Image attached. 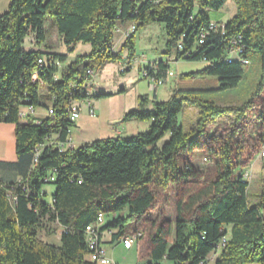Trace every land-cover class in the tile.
Wrapping results in <instances>:
<instances>
[{
    "label": "trees",
    "instance_id": "trees-1",
    "mask_svg": "<svg viewBox=\"0 0 264 264\" xmlns=\"http://www.w3.org/2000/svg\"><path fill=\"white\" fill-rule=\"evenodd\" d=\"M225 1L9 0L0 15V122L14 125L16 161L0 162V264H95L87 258L85 228L99 214L104 218L100 236L115 230L111 241L140 232L134 246L136 264H206L215 252V264H264V186L251 203L249 182L242 177L264 147L261 109L255 135L248 126V114L256 110L253 100L219 106L197 97L201 91L179 90L147 109L148 98L139 96L138 107L121 121L150 122L146 131L78 148L56 146L67 142L74 125L67 117L70 101L111 95L89 93L93 86L86 85L85 71L123 61L121 51L113 50L120 23L133 26L122 44L128 59L133 58L139 27L161 23L169 56L208 63L181 77L215 76L214 90L232 89L249 64L242 60L249 62L251 52L259 57V87H264V0H233L231 19L210 20L208 11H218ZM47 18L68 52L78 43L88 44L89 52L62 66L66 54L24 50L29 35L37 45L44 42ZM211 22L218 27L210 30ZM239 36L243 52L228 62L227 46ZM40 57L45 60L42 66ZM154 64L156 73L146 68L150 76L165 77L167 64ZM185 105L197 111L188 129L178 121ZM27 106L44 108L46 114L21 118L19 110ZM49 108L52 115L47 114ZM227 114L233 115L231 124L209 134V124ZM166 134L168 139L161 143ZM197 152L205 156L210 170L193 166ZM46 184L54 186L49 201ZM168 201L173 218L163 209ZM106 218L110 220L104 222ZM52 223L61 227L59 244L39 236ZM223 238L224 246L217 250Z\"/></svg>",
    "mask_w": 264,
    "mask_h": 264
},
{
    "label": "rangeland",
    "instance_id": "rangeland-1",
    "mask_svg": "<svg viewBox=\"0 0 264 264\" xmlns=\"http://www.w3.org/2000/svg\"><path fill=\"white\" fill-rule=\"evenodd\" d=\"M234 6L235 5L233 0H226L224 6L222 7V12L231 13L234 10ZM213 14H217L216 11H211V13L209 12L208 16L211 17ZM127 24L129 23H123V24L120 23L118 24L117 28L120 27L125 28ZM44 30L46 33L45 34L46 37L43 43L37 45L32 35H29L27 38L24 39V42L22 44L23 49L32 50L35 48V49L43 50L44 47H46L47 49H54L56 51H60L61 48L63 49L65 48L63 43L59 39V34L52 27L50 18L46 19V22L44 24ZM118 37H119V33L115 31L113 44L115 45L116 49H118V42H117ZM136 39H137V44H136L137 52L135 51V45H134L133 56L135 54L136 55L149 54L150 57H152L160 53L163 56V59L169 56L166 53L167 38L163 24L150 23L148 25L139 27V29L134 34V43ZM87 50H90L88 44L78 43L76 47L75 55H82L86 53ZM119 51H121V57L123 63L126 64V62H128V50L122 48L120 50H117L116 52ZM247 58L249 60V64L246 66L245 72L236 87L224 91H217L214 90L213 87L211 86L212 84L209 83L208 88L213 90L200 92L196 96L204 100L212 101L219 106H239L244 104L245 102H249L250 100H253L256 104V110L248 114V121H249L248 126L250 132L253 135H255L257 131L256 123L257 124L259 123V121L256 119L257 111L261 109L262 112L264 113V87H259V83H260L259 57L256 54L249 52L247 54ZM193 62H199V61H193ZM116 63L117 62L108 63V64L106 63L101 67V69L103 68L102 72L95 73L94 77L97 79L96 83H99L98 87L99 85L100 86L105 85L106 89H113V88L117 89L120 86L124 91H128L129 89H131L130 87L132 86L136 87L135 85L140 83L142 79V75L140 71L144 68H147L149 65L147 63L145 64L135 63L131 65V68H129L128 71L126 72L124 71L123 73H120ZM173 67L175 68L174 65ZM202 76H209V75H202ZM192 77L184 76L183 78L192 80L191 79ZM194 77L198 78L200 77V75H195ZM198 80L199 79H195L194 82H197ZM125 85H127V87H125ZM94 87L95 86H93V89L95 90ZM171 87L172 85L170 83H162L159 87L160 92H159V96L157 97L158 98L157 100L153 96V92L148 88L146 84H143L141 86L142 89L141 91L144 93L147 89L145 93L148 95L146 97L148 98L149 105H151L152 102L167 101L174 92V88ZM41 89H42L41 90L42 99L43 101L46 102V94H45L46 91L44 87H42ZM143 95L144 94H141V96ZM86 102H87L86 100L80 102L82 104V107L85 106ZM91 117L94 118V116ZM196 118H197L196 109L187 105L183 107L180 114L178 115L179 123L183 126L184 129H188L192 127L196 122ZM77 120L88 121L89 119L86 115H83L82 113ZM232 121H233V115H229V114L217 118L209 124L207 128V132L211 134L218 129H223L224 127L230 125ZM167 139H168V134H166L163 137L161 143L166 141ZM204 157L205 156L201 153L198 152L195 153V155L192 157L193 166L202 171L210 170L211 165L210 163H207L206 160H204ZM246 169H248L250 173V177L248 180L249 201L251 203H254L258 200V196L260 195L262 191V187L264 186V157H261L260 153L257 154V156L254 158V160L249 164V166ZM44 190L47 193L45 199L49 201L51 199L50 193L54 190V186L52 184H46L44 186ZM168 204L169 201L166 204L164 203L163 209L165 210V212H167L170 218H173V213L170 209V205ZM125 214L126 212H123L121 214L115 215L114 217L116 218L120 215H125ZM109 220L110 218H106L104 222H107ZM60 232H61V227L55 223H52L49 224L45 230L40 232L39 236L43 241L52 244H59ZM113 233H115V230H112L111 233L110 232L108 233V239ZM107 253L108 256L112 259L114 264L137 263L135 247L128 251H125L121 247V245L118 244L117 242V244L115 243L113 246L107 247ZM159 264H171V263L167 260H162L159 262ZM206 264H214V263L213 261H207Z\"/></svg>",
    "mask_w": 264,
    "mask_h": 264
},
{
    "label": "crops",
    "instance_id": "crops-1",
    "mask_svg": "<svg viewBox=\"0 0 264 264\" xmlns=\"http://www.w3.org/2000/svg\"><path fill=\"white\" fill-rule=\"evenodd\" d=\"M226 2V1H225ZM9 5V0H0V15L3 14ZM235 5V4H234ZM224 6V5H223ZM211 11H208V13ZM217 14H213L210 20L215 22L225 23L235 14V6L234 10L231 13L222 12V8L216 11ZM131 24H127L125 28H117L115 31L119 33L118 37V49L115 48L113 44V50L117 51L121 49V46L125 40V38L130 33ZM60 41L61 37L59 36ZM63 43V42H62ZM137 39L135 40V51H136ZM64 45V44H63ZM78 45V44H77ZM73 47L72 52H68L67 47L64 45V49L61 48L60 51H56L54 49H47L44 47L41 49H32L39 50L42 54L45 53H56V54H66V61L62 64V66H66L68 63L74 60L77 56L75 55L76 47ZM163 51V49H162ZM89 50L86 51L87 54ZM137 52V51H136ZM161 61L167 64L168 70L172 71L174 75L172 77L162 75L163 83H170L175 91L179 90H198V91H209L213 90L217 87V77L215 76H200V77H192L190 79H184L183 75L188 73H195L197 71H201L208 66V63L204 61L199 62H187L184 60H176L173 56H168L163 59V56L160 54L150 57L149 54H141L134 55L132 59H128L126 64L122 62H117V67L120 73L124 71H128L131 68L132 64H149L148 66L152 69L153 73L157 72L156 65L154 62ZM196 63V64H194ZM175 66V68L173 67ZM124 67V71L121 72L120 69ZM98 70L96 72H102ZM141 72V71H140ZM195 79H199L197 82H194ZM142 81V82H141ZM140 83L136 84V87H130L128 91H124L120 86L119 88L106 89L105 85L98 87L99 83L97 79L94 77V88L88 89L89 93H106L111 94V96L103 97L98 100L87 99L86 101H90L94 110V118L88 114L86 103L82 108L83 115L88 117V121L85 120H77L74 122V125L69 128V134L67 137V143L65 144L66 148H78L85 143L92 142L97 139H105L111 137H128L131 135H135L140 132H144L148 129L150 122L147 121H136L130 120L123 122V115L132 109H136L139 105L138 97L141 94L143 96H148L145 92L143 93L141 90V86L146 84L148 88L153 92V96L157 100L160 92V85H156L151 79L142 77ZM209 83H211L213 89H209ZM127 87V85H125ZM171 87V88H172ZM93 89V90H92ZM92 90V91H91ZM48 104V102H46ZM147 109H151V105H146ZM46 114V110L41 107L35 108V116L37 118H42ZM91 117V118H89ZM179 121V120H178ZM257 126V125H256ZM16 161L15 155V135H14V125L9 123H1L0 122V162L4 163H13ZM101 240L103 242L104 247L113 246L117 241H111V238L108 239V233L103 232L101 235ZM108 255V253H107ZM210 256V255H209ZM216 257L213 259V263L215 264ZM255 264V263H253Z\"/></svg>",
    "mask_w": 264,
    "mask_h": 264
},
{
    "label": "built area",
    "instance_id": "built-area-1",
    "mask_svg": "<svg viewBox=\"0 0 264 264\" xmlns=\"http://www.w3.org/2000/svg\"><path fill=\"white\" fill-rule=\"evenodd\" d=\"M218 27V25L214 22H211L209 25V29L213 30L216 29ZM133 26H131L130 32L132 31ZM223 33V31H222ZM205 33H201V37H204ZM202 42V41H199ZM178 49L181 50V46L178 45ZM233 51H241V53L243 52V46L240 44V36L237 38H234L231 40V42L229 43V45L227 46V54H226V60L228 62L233 60ZM38 65L42 66L45 64V60L43 57H40L38 59ZM249 62L247 61V59H245V64H248ZM55 66H57L58 68L61 67V63L60 62H55L54 63ZM121 72L124 71V67H122L120 69ZM95 70L88 68L85 71L86 74V85L91 87L94 86L95 82H94V76H95ZM141 75L144 78H148L151 79L156 85H161L163 83L162 79H158V80H154L152 76H150V74L147 72V69L144 68L141 70ZM174 75V73L170 70H167L166 72V76L172 77ZM56 79H58V75H56L55 77ZM81 101H77V100H72L70 101L68 107H67V117L71 122H76L77 119L80 117L81 112H82V104L80 103ZM86 108L88 111V114L90 116H94V110L93 107L91 105L90 101L86 102ZM35 114V108L33 106H27L24 108H21L19 110V116L21 118H25L28 116H33ZM48 115H52L53 111L51 108H49V110L47 111ZM52 141V139H51ZM68 142V141H67ZM61 143V144H56V146H59L60 149L64 150L66 149L65 144L67 143ZM53 143V141L51 142ZM260 156L264 157V148L261 150L260 152ZM243 180L244 181H248L249 177H250V173L248 171V169H246L243 173ZM53 178L51 177V180ZM103 215L99 214L97 216L96 222L93 224L88 225L85 228V240H86V244H87V249H88V255L87 258L89 261L95 263V264H114L112 259L107 255L106 252V248L103 245V242L101 240V232H100V227L103 224ZM140 232H129L123 236H121L118 239V244L121 245V247L125 250L128 251L132 248H134L137 238L139 236ZM216 249H219V244L216 246ZM216 257V252L212 253L210 256H208L207 261H213V259ZM125 258V257H123Z\"/></svg>",
    "mask_w": 264,
    "mask_h": 264
},
{
    "label": "bare ground",
    "instance_id": "bare-ground-1",
    "mask_svg": "<svg viewBox=\"0 0 264 264\" xmlns=\"http://www.w3.org/2000/svg\"><path fill=\"white\" fill-rule=\"evenodd\" d=\"M239 52H241V51H233V56L238 57V53H239ZM242 61H243V63L245 64V59L242 60ZM225 241H226V238L221 239V241H220V243H219V248H221V247L224 246Z\"/></svg>",
    "mask_w": 264,
    "mask_h": 264
}]
</instances>
